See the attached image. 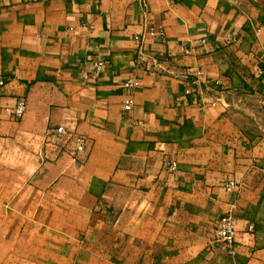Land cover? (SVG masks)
<instances>
[{
	"label": "crops",
	"instance_id": "crops-1",
	"mask_svg": "<svg viewBox=\"0 0 264 264\" xmlns=\"http://www.w3.org/2000/svg\"><path fill=\"white\" fill-rule=\"evenodd\" d=\"M138 33L162 68L137 63ZM94 58L105 67L83 78ZM256 67L264 0H0V264H264ZM129 75L139 84L125 111ZM58 124L87 150L53 143ZM227 209L233 254L212 241Z\"/></svg>",
	"mask_w": 264,
	"mask_h": 264
},
{
	"label": "built area",
	"instance_id": "built-area-1",
	"mask_svg": "<svg viewBox=\"0 0 264 264\" xmlns=\"http://www.w3.org/2000/svg\"><path fill=\"white\" fill-rule=\"evenodd\" d=\"M140 1L144 6L146 5V0H140ZM147 30L149 35L159 34L162 37L164 36L162 26L158 28L150 26L147 28ZM133 39L135 42L137 63L141 65L145 70H155L158 69L159 67L162 68L160 63H158L157 61L156 53L146 44L145 34L138 33L134 35ZM230 40H231L230 35H227L226 41L229 42ZM208 43H209V38L207 36L198 37L194 43L195 48H197L198 50L195 49V51L203 50V48ZM181 50L184 53H188L190 51H193L194 49L192 47H189L188 45H183L181 47ZM91 64L93 68L92 71L90 73H83L82 74L83 78H86L91 75L96 76L97 74H99L105 67V60L101 58H94L91 61ZM255 71L256 74L259 76L264 75V68L262 67H256ZM200 76H202V71L196 70L194 73L195 79L196 80L199 79ZM3 83H4V79L0 77V85H2ZM138 84H139V80L134 75L127 76L126 79L122 82V87L125 91L124 99L122 101L123 110L125 111L131 110L132 107L134 106L135 101L132 91L134 90L135 87L138 86ZM263 85H264V81H263ZM190 91H193V88L190 86V84H187L185 88V92H190ZM24 107H25V100L20 98L17 101L14 108L12 109L13 114L16 117H20L23 114ZM48 135H51L53 137V143L57 144L60 147V149L64 151H68L73 157H76L79 154L84 153L87 150V148L90 146V141L84 134L73 133L63 124H58L49 128ZM163 168L170 173H174L177 169V163L174 159L165 157L163 160ZM223 186L225 187V189L229 191H236L238 188L237 183L232 177L226 178L223 181ZM247 228L249 231H252L253 226L249 224ZM235 233H236L235 220L230 209H227V211L219 215V217L214 221L212 241L213 243L220 245V247L224 249L227 253L233 254Z\"/></svg>",
	"mask_w": 264,
	"mask_h": 264
}]
</instances>
